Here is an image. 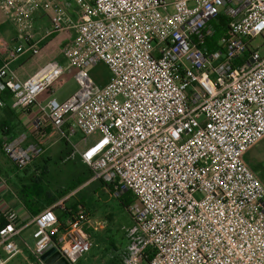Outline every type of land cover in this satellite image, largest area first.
I'll return each mask as SVG.
<instances>
[{
	"label": "built area",
	"instance_id": "built-area-1",
	"mask_svg": "<svg viewBox=\"0 0 264 264\" xmlns=\"http://www.w3.org/2000/svg\"><path fill=\"white\" fill-rule=\"evenodd\" d=\"M67 1L72 17L52 0H0L2 13L24 18L27 29L35 13L51 21L40 39L28 31L0 66V94L10 91L24 112L38 110L27 131L3 138L4 155L23 171L65 141L92 181L117 198L132 192L137 235L121 264H264V184L245 162L264 139V54L252 45L264 39V0ZM218 19L226 31L210 50ZM70 30L79 90L59 102L51 95L63 83L61 63L25 81L11 64ZM101 63L112 73L104 87L88 73ZM79 134L82 148L72 142ZM64 207L33 217L31 253L40 264L53 246L69 264L94 247L87 210L68 209L62 224L55 209ZM0 221V264H9L21 252L15 240L23 227L12 207L1 209Z\"/></svg>",
	"mask_w": 264,
	"mask_h": 264
},
{
	"label": "rangeland",
	"instance_id": "rangeland-1",
	"mask_svg": "<svg viewBox=\"0 0 264 264\" xmlns=\"http://www.w3.org/2000/svg\"><path fill=\"white\" fill-rule=\"evenodd\" d=\"M53 2L65 7L68 4L67 0H53ZM28 29L24 18L20 19L14 15L6 16L0 10V34L5 41L10 44V50L15 43L19 42L17 39L19 35H27L28 31H32L33 34L36 33L34 32L36 30H34V27ZM76 37L77 36L74 33L68 34L67 38L73 46L75 45ZM71 44L68 46L62 45L60 47L63 58L60 59L59 62L65 67V74L63 77V83L53 87L55 90L54 96L59 102H63L79 90L78 83L74 77V71L71 70L69 62L68 49ZM252 45L254 48L259 47L260 52L264 54V39L262 37L255 39ZM88 73L94 82L100 87L106 86L112 77L110 69L103 63L89 68ZM81 137L80 134L75 136L72 139L73 144H78ZM94 138L95 137L88 139V144L92 143ZM245 162L255 175L260 178L264 173V139L250 149L245 155ZM83 166L79 155L75 152L72 146L66 144L64 141H59L26 170L18 171L10 163L3 173L7 186L13 191L20 192L21 187L24 184H28L30 181L29 179L33 177L35 179H41V187L56 195L59 192L66 190L75 180H78V178L83 176ZM257 167H261V170L259 169L255 171V168ZM85 171L87 172V175L91 174L89 169H85ZM99 196L100 197H96V195H94L93 186H90L82 191L71 193L68 200L64 198L62 201H67L66 205L69 207L84 204H89L94 207L93 209L85 207L91 220V228L89 231L95 239V248L93 252H101V264H113L112 261H114L115 264H119L121 255L125 250V246L131 234V231L127 230V227H124V223L127 219L132 223L131 216L129 210H124L122 208L118 198L112 194L110 189L103 183H101V194H99ZM45 204V201H42L39 205L41 209H34L35 214L32 213V216L34 217L44 209L49 208L45 206ZM109 214L112 215L114 222L110 220ZM110 227L114 230H119L118 232L123 238L121 239L122 245L119 246L120 252L112 254L110 250H106L107 248L111 249L107 238V231ZM131 243L132 240L130 241V244ZM112 256H114L113 259Z\"/></svg>",
	"mask_w": 264,
	"mask_h": 264
},
{
	"label": "crops",
	"instance_id": "crops-1",
	"mask_svg": "<svg viewBox=\"0 0 264 264\" xmlns=\"http://www.w3.org/2000/svg\"><path fill=\"white\" fill-rule=\"evenodd\" d=\"M66 8L68 9L70 16L72 17L73 10H74V4L68 1ZM32 19H33V24H34L33 26L34 30L36 29L34 32L36 33L34 34L30 33V34H32L35 39H40L43 36L45 29L50 27L51 25L50 18L46 13L38 12L34 14ZM69 33L76 34L74 30H70L64 34L61 33V34L55 35L49 39L44 40L39 45L40 53L37 56H33L31 53H26L22 57H20L17 61L13 62L11 64V70L14 73V76L21 81H25L28 78H30L32 75H34L36 72H38L41 68H43L49 62H52V61L59 62V60L63 58L60 47L62 45L68 46L69 44H71L67 38ZM23 36L26 37L25 34ZM23 36L19 35V37L17 38L19 42L15 43L13 47H11V49L14 48L15 46L23 44L24 39H25V37ZM9 50H10V44L6 42L5 39L0 34V66H2L5 60L7 59ZM54 95L55 94L53 93L51 96L53 98H56ZM49 97L50 95H42L40 97V101L45 102L48 100ZM12 106L14 107V100H13ZM2 107L3 106H0V121L4 117ZM15 111L18 114L19 119L22 121L25 131H27L31 123L36 118L38 110L36 108H32L31 110L24 112L19 108H15ZM3 136L4 135H2V132L0 130V144L3 141V138H4ZM58 142L59 141H55L51 143L48 149H50L52 146H54ZM66 144H69V143L66 142ZM78 144L82 148V145L80 144V140ZM10 163L11 162L4 155L1 149V146H0V211L3 207H6V206L14 208L19 214L20 225L23 227L21 235L17 237L15 240V245L17 248H19L21 252L15 259L11 260L9 263L10 264H40L33 258L32 253H31V249L34 243L33 233L36 230V225L32 222L33 221L32 212L22 202L21 198L19 197V191H15V190L13 191L8 186L3 185V182H6L4 179L3 172L5 171L6 167L9 166ZM85 169L87 170L89 168L86 165H84L83 166V170H84L83 176L81 178H78V180H75V181H85V182L82 184V186H80L74 192H79L90 186H93L94 195H96V197H100L99 194H101V183L102 182L92 181L91 178L89 180H86L89 177V175H87V172L85 171ZM69 197L70 195L66 196L65 199L68 200ZM60 202H65V201L61 200L52 206H55L59 204ZM73 207H75V205ZM73 207L71 206L69 207V209L74 210ZM80 207H83V208L88 207L90 209L94 208L93 206L89 204L78 205V206L76 205L75 208L77 209ZM61 213H62L61 209L57 211L58 215H60ZM94 243H95V239H94ZM94 248H95V245L92 248L91 252L85 258L82 259L80 264H101V252L94 253L93 252Z\"/></svg>",
	"mask_w": 264,
	"mask_h": 264
},
{
	"label": "trees",
	"instance_id": "trees-1",
	"mask_svg": "<svg viewBox=\"0 0 264 264\" xmlns=\"http://www.w3.org/2000/svg\"><path fill=\"white\" fill-rule=\"evenodd\" d=\"M220 19H222V18H220ZM213 27L215 28L216 34L211 39H209L207 42V46L209 47L210 50H214L216 48V42L222 36V34L226 31L224 22L222 20H219V19L213 23ZM0 100L4 103V106L2 107L4 117L0 121V130L2 132V135H4L3 136L4 138L5 137L15 138V137L21 135L22 133H24L25 128L23 126L22 121L19 119V116L16 113L15 108L12 106L14 97H13L12 93L7 90V91H4L0 94ZM0 146H1V144H0ZM259 169L261 170V167L255 168V171H257ZM263 171H264V167H263ZM91 177H92V172L86 180H89ZM259 179L264 184V173L260 176ZM29 180L30 181L28 184H24L21 187V190L19 192V196H20L22 202L24 203V205L33 214H35L34 209H41L39 205L42 201H45L46 206L50 207V206L56 204L57 202H59L60 200H62L63 198H65L66 196L70 195L72 192H74L80 186H82V184L85 182V181H74L73 184L70 185L66 190H64L63 192H59L58 194L55 195L52 192L48 191L47 189L41 187V185H40L41 181H42L41 179H38V178L35 179L32 177ZM111 189L113 190L112 187H111ZM118 200H119L120 205L122 206V208L124 210H126V209L129 210L130 205L133 202H135L136 198L132 194V192L127 191V192L122 193L121 196L118 198ZM64 204H66V201L64 202ZM75 207H73V209H76ZM68 209H69V207L67 205H65L64 209H61L62 213L59 215V220L62 224L65 223V220L68 217V214H69ZM55 210L58 211V210H60V208H56ZM109 218H110V220H112V222H114L113 221L114 219H113L111 214H109ZM131 220H132V223L128 219L124 223V227L125 228L127 227V230H130L131 234H130L128 242L125 246V250L123 251V253L121 255L119 264L122 263L123 257L127 254V249H128V246L130 245V241L131 240L133 241V239L137 235V227H136L132 218H131ZM2 224H3V221H0V225H2ZM121 230H123V229H121ZM118 231L119 230H114L112 227H110V229H108V231H107V236H108L107 238H108L109 245H110L111 249L107 248L106 250H110L111 254L120 252L119 246L122 245L121 239H123V238L120 236V233ZM113 258H114V256H112V259ZM112 262H113V264H115L114 261H112Z\"/></svg>",
	"mask_w": 264,
	"mask_h": 264
},
{
	"label": "water",
	"instance_id": "water-1",
	"mask_svg": "<svg viewBox=\"0 0 264 264\" xmlns=\"http://www.w3.org/2000/svg\"><path fill=\"white\" fill-rule=\"evenodd\" d=\"M41 260L45 264H69L67 259L62 256L61 252L57 249L56 246H53L46 250L41 255Z\"/></svg>",
	"mask_w": 264,
	"mask_h": 264
}]
</instances>
